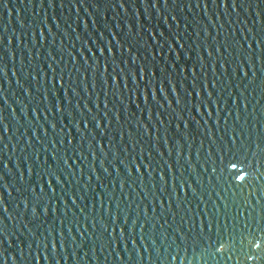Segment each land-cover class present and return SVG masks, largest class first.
Segmentation results:
<instances>
[{"label":"water","instance_id":"1","mask_svg":"<svg viewBox=\"0 0 264 264\" xmlns=\"http://www.w3.org/2000/svg\"><path fill=\"white\" fill-rule=\"evenodd\" d=\"M0 264H264V0H0Z\"/></svg>","mask_w":264,"mask_h":264},{"label":"snow or ice","instance_id":"2","mask_svg":"<svg viewBox=\"0 0 264 264\" xmlns=\"http://www.w3.org/2000/svg\"><path fill=\"white\" fill-rule=\"evenodd\" d=\"M236 166H237V164H235V163L231 164L232 168H236ZM239 178H240V180H244V176H240Z\"/></svg>","mask_w":264,"mask_h":264}]
</instances>
